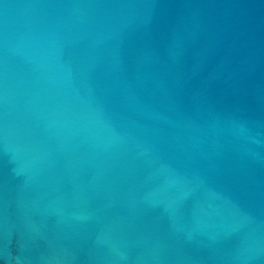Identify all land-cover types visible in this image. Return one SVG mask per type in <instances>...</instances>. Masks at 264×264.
Returning <instances> with one entry per match:
<instances>
[{"label": "water", "instance_id": "95a60500", "mask_svg": "<svg viewBox=\"0 0 264 264\" xmlns=\"http://www.w3.org/2000/svg\"><path fill=\"white\" fill-rule=\"evenodd\" d=\"M0 264H264V0H0Z\"/></svg>", "mask_w": 264, "mask_h": 264}]
</instances>
